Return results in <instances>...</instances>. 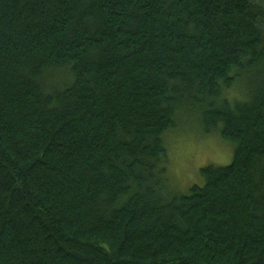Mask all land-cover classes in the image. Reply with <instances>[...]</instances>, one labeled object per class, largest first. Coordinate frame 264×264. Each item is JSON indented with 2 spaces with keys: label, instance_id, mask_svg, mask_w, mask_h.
Instances as JSON below:
<instances>
[{
  "label": "trees",
  "instance_id": "16d2710c",
  "mask_svg": "<svg viewBox=\"0 0 264 264\" xmlns=\"http://www.w3.org/2000/svg\"><path fill=\"white\" fill-rule=\"evenodd\" d=\"M0 264H264V0H0Z\"/></svg>",
  "mask_w": 264,
  "mask_h": 264
},
{
  "label": "rangeland",
  "instance_id": "374dc122",
  "mask_svg": "<svg viewBox=\"0 0 264 264\" xmlns=\"http://www.w3.org/2000/svg\"><path fill=\"white\" fill-rule=\"evenodd\" d=\"M164 146L168 160L164 186L169 194L179 196L188 195L192 186L203 185L200 169L228 166L234 153V146L220 134L203 132L194 112L180 115L177 130L165 136Z\"/></svg>",
  "mask_w": 264,
  "mask_h": 264
}]
</instances>
